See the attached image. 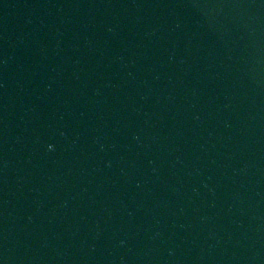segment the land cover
I'll return each mask as SVG.
<instances>
[{
	"label": "clouds",
	"instance_id": "9594fccd",
	"mask_svg": "<svg viewBox=\"0 0 264 264\" xmlns=\"http://www.w3.org/2000/svg\"><path fill=\"white\" fill-rule=\"evenodd\" d=\"M51 148V146H49Z\"/></svg>",
	"mask_w": 264,
	"mask_h": 264
}]
</instances>
